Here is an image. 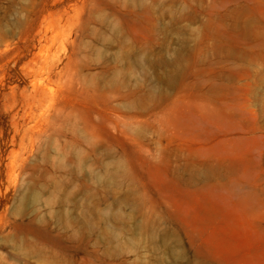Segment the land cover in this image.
I'll return each mask as SVG.
<instances>
[{"label": "rangeland", "instance_id": "374dc122", "mask_svg": "<svg viewBox=\"0 0 264 264\" xmlns=\"http://www.w3.org/2000/svg\"><path fill=\"white\" fill-rule=\"evenodd\" d=\"M0 264H264V0H0Z\"/></svg>", "mask_w": 264, "mask_h": 264}]
</instances>
